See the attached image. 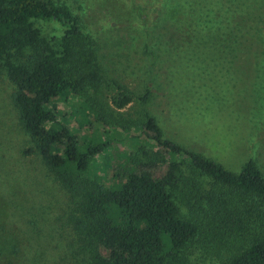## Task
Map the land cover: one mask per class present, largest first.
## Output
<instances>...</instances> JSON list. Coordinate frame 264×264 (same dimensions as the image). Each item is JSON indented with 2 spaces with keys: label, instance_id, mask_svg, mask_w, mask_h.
I'll return each mask as SVG.
<instances>
[{
  "label": "rangeland",
  "instance_id": "1",
  "mask_svg": "<svg viewBox=\"0 0 264 264\" xmlns=\"http://www.w3.org/2000/svg\"><path fill=\"white\" fill-rule=\"evenodd\" d=\"M245 1L248 12L241 16L245 8L236 0H139L134 5L164 6L143 23L126 0H71L96 43L106 86L89 95L109 127L140 123L149 112L164 138L233 172L253 159L264 176V43L257 42L258 32L264 40V0ZM153 24L162 32L171 28L173 40L166 43L153 35ZM241 28L246 34L240 36ZM146 87L152 94L143 103ZM14 90L0 70V264H88L70 222L74 200L19 126ZM122 91L132 100L118 109L113 99ZM76 132L81 139L104 134L99 120L90 127L80 124ZM29 148L34 152L23 154ZM143 150L155 151L143 140L129 139L118 149L146 164ZM101 170V162L92 168L96 174ZM165 171L161 163L150 170L156 178ZM173 199L181 217L208 231L204 201L190 198V205ZM239 203L240 242L235 236L215 240L225 256L264 234V202ZM213 259L195 255L190 264H214Z\"/></svg>",
  "mask_w": 264,
  "mask_h": 264
},
{
  "label": "trees",
  "instance_id": "2",
  "mask_svg": "<svg viewBox=\"0 0 264 264\" xmlns=\"http://www.w3.org/2000/svg\"><path fill=\"white\" fill-rule=\"evenodd\" d=\"M70 1L0 0V70L15 87L11 99L19 126L74 200L70 222L88 264H190L195 255L213 257L214 264H264V234L228 251L229 256L215 242L224 236L240 242V200L264 202V176L257 163L250 159L239 172L229 171L164 138L149 112L140 123L121 121L109 127L89 95L106 86L96 43ZM136 2L126 0L143 23L151 11L164 9ZM237 3L245 8L241 16L246 15V1ZM152 26L158 39L173 40L171 28L162 32ZM244 34L241 28L240 36ZM259 37L257 42L264 43ZM120 94L113 99L118 109L132 100L128 92ZM144 94L141 101L146 103L152 90L146 87ZM92 120L102 123L104 134L81 139L76 130L80 124L90 127ZM128 139L143 140L155 150H143L146 164L118 151ZM33 152L29 148L23 154ZM97 162L102 170L96 174L92 168ZM160 163L166 171L156 178L150 170ZM175 196L190 205V198L205 202L208 231L179 215ZM194 246L200 250H188Z\"/></svg>",
  "mask_w": 264,
  "mask_h": 264
}]
</instances>
